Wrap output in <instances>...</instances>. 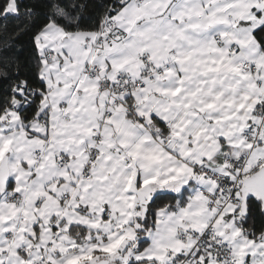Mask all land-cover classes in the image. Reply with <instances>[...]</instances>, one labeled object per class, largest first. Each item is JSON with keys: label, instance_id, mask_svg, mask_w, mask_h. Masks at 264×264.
<instances>
[{"label": "snow or ice", "instance_id": "1", "mask_svg": "<svg viewBox=\"0 0 264 264\" xmlns=\"http://www.w3.org/2000/svg\"><path fill=\"white\" fill-rule=\"evenodd\" d=\"M0 264H264V0H0Z\"/></svg>", "mask_w": 264, "mask_h": 264}]
</instances>
